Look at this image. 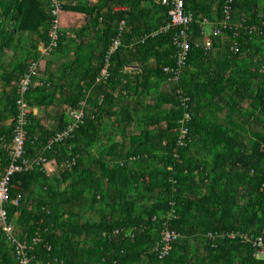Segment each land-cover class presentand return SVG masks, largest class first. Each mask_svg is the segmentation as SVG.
<instances>
[{
    "label": "trees",
    "instance_id": "obj_1",
    "mask_svg": "<svg viewBox=\"0 0 264 264\" xmlns=\"http://www.w3.org/2000/svg\"><path fill=\"white\" fill-rule=\"evenodd\" d=\"M177 1L81 2L72 11L87 25L62 33V0L54 39L52 0H0V179L19 102L30 109L29 169L11 178L0 264H21L13 238L34 264H264V0H181L192 21L174 29ZM88 34L93 55L67 111L35 132L30 92L47 93L45 59ZM26 35L37 44L15 64ZM175 36L189 47L183 65ZM73 111L83 123L52 143Z\"/></svg>",
    "mask_w": 264,
    "mask_h": 264
},
{
    "label": "crops",
    "instance_id": "obj_2",
    "mask_svg": "<svg viewBox=\"0 0 264 264\" xmlns=\"http://www.w3.org/2000/svg\"><path fill=\"white\" fill-rule=\"evenodd\" d=\"M95 0H65L66 9H64L61 16V31L68 33L74 29H80L87 25L89 18L85 13L72 11V8L81 4L86 5L88 2ZM203 2V0H196L195 3ZM207 27L212 28L214 25L212 21ZM73 35L67 36L71 38ZM26 35L24 40L16 41L15 48L8 55L10 59L19 62L24 51L33 50L37 44L38 37H30ZM81 39H68L59 53H55L45 59V65L39 77V81L48 83L47 93L45 92H30L31 105V127L37 128L35 132L39 133L38 129L52 131L58 127L63 111H67L65 106L69 93H74L73 88L76 89L80 74L84 72L83 68L87 60L92 57L93 53V37L88 34L81 36ZM28 38V40H27ZM25 44V48L21 47ZM21 47V48H20ZM30 48V49H29ZM16 50V51H15Z\"/></svg>",
    "mask_w": 264,
    "mask_h": 264
},
{
    "label": "built area",
    "instance_id": "obj_3",
    "mask_svg": "<svg viewBox=\"0 0 264 264\" xmlns=\"http://www.w3.org/2000/svg\"><path fill=\"white\" fill-rule=\"evenodd\" d=\"M53 1V15L55 16L54 19V26L51 30V36L54 39H57L59 37V29H60V15H61V6H62V0H52ZM165 3V2H164ZM171 16L173 18L172 21V26L174 27V29H176L178 26H182V25H188L190 23V21H192L191 18H186L183 14V3L181 0L177 1L176 4V10L173 11L171 13ZM182 36H185V34L183 33ZM174 41L176 42V44H178L182 50L179 53V60H180V64L183 65L184 60L186 59L187 55H188V44L187 42H181L179 41L176 36ZM119 41L118 40H114L113 43V47L112 50L110 52L113 51V49H117V47L119 46ZM205 46L207 48H210L212 46V42L211 41H207ZM35 64V63H34ZM34 64H32L33 66H31V70L30 72H32L34 70ZM106 73V69L104 68L102 71V74ZM31 75V74H29ZM26 76V78L21 81L22 87H23V92H25V89L27 86H29L30 83V76ZM19 117H18V130H17V135L14 139V146L11 148V154L13 157V162L10 164L9 167H6L3 171V176L0 179V225L4 226V231L7 233L8 236L13 237L12 233H13V228L11 225H9L7 223V211L5 209V202L9 201L10 199V182H11V178L13 177V174L17 173V172H22L24 170L29 169L28 167V160L25 157V131L24 127L27 126L28 123V117L30 114V109L27 107V104L25 101H20L19 104ZM72 116L75 119V122L70 125L63 133L59 134L58 136H56L51 142L55 143V142H60L62 140H64L65 138H68L71 136V134L74 132V130L76 128L79 127V125L81 123H83V119H84V112L80 111V112H75L73 111ZM51 143V144H52ZM45 159H40L37 160L35 162H38L39 164H41L42 162H45ZM22 200V195H18L17 196V200H16V205H19V202ZM168 238H170V235H168ZM13 241L16 243V250H17V254H19V256L21 257L20 262L21 264H34V260L35 257L34 256H29L27 253V245L17 241L16 238H13ZM41 241L40 238H35L34 242L35 243H39ZM254 246V245H253ZM255 246L258 248V250L264 254V239L263 237H260L257 242L255 243ZM254 246V247H255ZM256 249V248H255ZM257 251V249H256Z\"/></svg>",
    "mask_w": 264,
    "mask_h": 264
},
{
    "label": "rangeland",
    "instance_id": "obj_4",
    "mask_svg": "<svg viewBox=\"0 0 264 264\" xmlns=\"http://www.w3.org/2000/svg\"><path fill=\"white\" fill-rule=\"evenodd\" d=\"M207 30H208L209 33L211 32V28L210 27H208Z\"/></svg>",
    "mask_w": 264,
    "mask_h": 264
}]
</instances>
